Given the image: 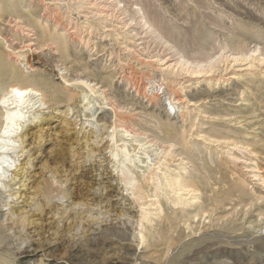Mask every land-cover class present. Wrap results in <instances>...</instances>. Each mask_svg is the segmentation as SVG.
Instances as JSON below:
<instances>
[{
    "label": "rangeland",
    "instance_id": "1",
    "mask_svg": "<svg viewBox=\"0 0 264 264\" xmlns=\"http://www.w3.org/2000/svg\"><path fill=\"white\" fill-rule=\"evenodd\" d=\"M123 1L130 6L128 0ZM35 2L31 9L37 18L49 16L50 11L45 7L51 3L49 9L58 11L62 26L66 25L75 43L70 44L71 56L63 60L62 53L52 50L51 45L40 50L32 39L35 36L24 34L27 16L17 18V14L7 12L5 20L0 21L2 36L9 43L5 46L6 42L0 38L1 58L26 67L28 74H32V66L38 67L37 73L46 70V77L55 84L58 94L53 95V88L46 89L51 105L45 113L47 119L42 128L34 124V130L38 129L31 144L35 161L29 166L26 182L35 183L39 192L34 201L37 206L23 204L27 201L20 195H8L15 191L11 188L7 193L1 189L0 264H264V61L260 60V51H251L264 44V40L253 35L258 30L264 34V0H142L141 6L152 28L134 26L135 21L125 26L132 12L126 16L109 8V0H92L106 4L101 8L116 15L100 21L105 15L93 17L86 8L79 12L73 6L74 1L71 9L64 7L60 11L54 7V0ZM71 14L75 16L72 22L68 19ZM88 17L94 21V30L75 33L71 28L74 21L86 24ZM50 18V24L56 21ZM240 34L243 41L246 39L243 49L253 54L250 58L234 61L231 57L217 62L210 72L192 76L184 71L180 75L177 71L166 73L168 66L161 65L167 61L174 63L181 54L192 56L193 61L202 60L204 65L213 62L221 54L236 51V44L242 41ZM227 43L231 44L227 47ZM18 53L26 55L25 63H21ZM88 64L99 73L90 77L96 82L100 80L121 120L124 118L127 126L139 130V139L152 140L155 145L152 148L157 152L171 144L162 141L166 132L158 129L161 120L170 119L179 133L182 125L185 131L189 130V135L184 132L185 137L196 145H191L190 155L181 144L173 142L171 150H175V156L168 155L167 160L171 172L183 171L190 183L184 190L178 186V192L188 198L198 196L191 208L178 205V193L170 185L163 187L167 190L163 194V188L152 182L145 184L140 170L136 169L143 187L135 190V194L121 180L117 161L111 154L114 109L101 104L107 108L99 112L96 103L89 112L85 111L82 93L79 91L70 102L69 93L75 92L74 87L68 92L60 86L61 72H66L69 79L76 75L84 77V67ZM56 65L68 66L69 72L59 70ZM14 82L17 79L9 74L2 80L4 86ZM162 83L160 90H153ZM152 93L158 98H153ZM186 107L192 113V121L187 119L182 124L180 113ZM91 113L92 116H87ZM104 121L107 125L111 121L108 131L101 125ZM188 122L192 123L191 128ZM121 123L117 122V129L123 131ZM26 155L16 157L18 165ZM152 160H157V156L153 155ZM182 164L189 172L182 170ZM197 211L198 215L193 216Z\"/></svg>",
    "mask_w": 264,
    "mask_h": 264
},
{
    "label": "bare ground",
    "instance_id": "2",
    "mask_svg": "<svg viewBox=\"0 0 264 264\" xmlns=\"http://www.w3.org/2000/svg\"><path fill=\"white\" fill-rule=\"evenodd\" d=\"M38 1V0H37ZM51 1V0H50ZM71 1H74V7L75 9H77V11H79V9L82 8H86L87 9V13L88 10H90L89 12L93 13L94 16L93 17H100L102 15H105L104 18L101 17L100 20L104 19L106 20L105 17L107 16H112L115 17L116 15L112 14H108L107 12H105V9H103L104 7H106V4L100 3V2H92V0H54L53 4L54 7L56 8V10H61L64 7L66 9H71L72 5H71ZM110 1V5L108 6L109 8L112 7L113 10L115 11H119L121 14H128V12H132L133 16L129 18V22L126 21L124 24L125 26L129 25H133V21L136 22V24L134 26H139L141 25L142 28L145 26H148L147 28H152V25L150 24V21L146 18L145 16V12H144V8L141 6V2L142 0H137V1H132V0H128L130 3V6L128 7V5H126V3L123 4V0H109ZM35 2V0H0V21L5 20L4 15L7 12L10 13H14L17 14V18H26V16L28 17V21L24 22L23 25L25 26L24 30L26 33L24 34H29V36H35L34 38H32L33 40L36 41L37 47L36 48H45L46 45L49 44V48L51 45L52 50H55L57 52L62 53L61 56L64 59L69 58L71 56V54L69 53V49H70V44H74V39L71 40L70 38L72 37L70 32H68V28L66 30V25L63 27L61 23V17L60 14L58 13V11H56L57 13L51 11L49 8L51 7V3L50 5H46L45 10L48 9L49 12V16H47V18H41V17H36L35 15H33V10L31 9L33 7V3ZM43 2V0H42ZM36 4V2H35ZM45 4V2H44ZM121 4H123L121 6ZM37 5V4H36ZM64 5V6H63ZM43 6V5H42ZM95 7L96 9L93 10ZM103 7V8H101ZM39 9V8H38ZM84 11V9H82ZM38 11V10H37ZM81 11V10H80ZM79 11V12H80ZM117 11V12H118ZM40 12V11H39ZM44 12V11H43ZM111 12V11H110ZM113 12V11H112ZM23 13V14H22ZM42 13V12H41ZM45 13V12H44ZM48 13V12H47ZM72 13V12H71ZM74 13V12H73ZM76 14H78L77 12H75ZM85 13V12H84ZM52 14H55V16H53ZM80 14V13H79ZM24 15V16H23ZM41 15V14H40ZM63 15V13L61 14ZM66 15V14H65ZM90 15V14H89ZM68 16V15H66ZM85 16V15H84ZM92 16V14L90 15ZM127 16V15H126ZM50 17H54L56 18L55 22L53 20V23L50 24ZM63 17V16H62ZM79 17V16H77ZM76 17V18H77ZM122 17V16H121ZM124 17V16H123ZM230 18V16H228ZM64 18V17H63ZM75 18V16H74ZM72 14L70 16V18H68L71 22L74 20ZM87 18V17H86ZM85 18V19H86ZM92 18V17H91ZM125 18V17H124ZM123 18V19H124ZM127 18V17H126ZM12 19V18H11ZM53 19V18H52ZM78 19V18H77ZM80 19V18H79ZM78 19V20H79ZM88 19H90L88 17ZM87 19V20H88ZM94 19V18H93ZM122 19V20H123ZM233 19V18H232ZM231 19V20H232ZM92 19L88 20L86 22V24H79L76 20L75 22V26H72L71 28L75 29V33H81L85 32L87 30V32H91L94 27L95 24H93V22L91 21ZM237 20V19H236ZM243 20V19H240ZM66 21V18H65ZM234 21V20H233ZM244 21V20H243ZM19 22V21H18ZM22 22V21H21ZM81 22V21H80ZM84 22V21H82ZM134 22V23H135ZM252 22V21H251ZM235 23V22H233ZM240 23V21H239ZM22 24V23H21ZM71 24V23H70ZM73 24V23H72ZM116 24V23H115ZM236 24V23H235ZM234 24V25H235ZM2 26V25H1ZM106 26V25H105ZM114 26V25H113ZM237 26V25H236ZM21 27V26H20ZM141 28V29H142ZM146 28V27H145ZM240 28V27H239ZM244 28V27H243ZM236 29V28H235ZM241 29V28H240ZM251 29V27H250ZM89 30V31H88ZM94 30V29H93ZM108 30V29H107ZM150 30V29H148ZM249 30V29H248ZM257 30V29H256ZM241 31V30H239ZM130 31H127L126 33L129 34ZM242 32V31H241ZM245 32V30H244ZM248 32V31H247ZM263 32V31H262ZM260 30H258L257 32H254L255 34H253L257 39L260 40H264V34L262 33ZM137 33V32H136ZM147 33V32H146ZM132 34V33H131ZM152 34V32H151ZM244 34V33H243ZM243 34H240L239 38H241L242 41H239L238 44H236V51L232 52L231 54L229 53V55L227 54H221L219 59H216L215 61H211L210 63L207 64H203L204 61L199 60V59H195L196 61L192 60V56H184L181 54V56L174 62V63H169L167 62H163L161 65H167V69L165 70L166 73H175L177 75H180L181 72L183 73L186 72L188 73L190 76L192 75H196L198 73H207L212 71L213 69L216 68V64H218L217 62H220L222 60H228L229 58L232 57V59L234 61H239L240 58H250L253 54H247V52L245 50L247 49H243L244 48V43L245 40L243 41ZM4 35V34H3ZM78 34H76L77 36ZM133 35V34H132ZM236 35V34H235ZM249 35L250 34H246ZM252 35V34H251ZM83 36V35H82ZM138 36V35H136ZM0 38H2L5 42L7 46L9 43H7L6 38H4L2 36V33L0 31ZM21 38V37H20ZM142 38V37H141ZM21 40V39H20ZM29 41V40H28ZM72 41V42H71ZM80 42L83 41V39L79 40ZM90 41V40H89ZM86 42V41H85ZM1 43V42H0ZM35 43V42H34ZM83 43V42H82ZM90 43V42H89ZM15 44V43H14ZM86 44V43H85ZM231 44V43H230ZM229 43H227V47L228 45H230ZM247 45V44H246ZM95 47V46H94ZM232 47V45H231ZM48 48V47H47ZM46 48V49H47ZM127 49H130L129 47H126ZM235 48V46H234ZM89 49V47H88ZM226 49V47H225ZM12 50V49H10ZM38 50V49H37ZM39 50V51H40ZM93 50V49H92ZM14 51V50H12ZM38 51V52H39ZM251 51L256 52V51H260L259 56L261 57V61H264V44L263 46L259 49V48H253L251 49ZM1 52V51H0ZM17 52V51H14ZM44 52V51H43ZM249 52V51H248ZM45 53V52H44ZM91 53V52H90ZM51 54V52H50ZM56 54V53H55ZM59 54V53H58ZM2 55H0V195H1V189H4L3 193H7L8 191H11L12 189L15 190L13 192H9L7 193L8 195H14V196H22L25 197L23 204L26 205H30L35 203V199H36V195L39 194V192H37L35 183H28L26 182L27 179V174H28V170H29V166H33L34 163V159L32 158V154H31V144L34 141L35 136H37V134L35 133L34 130V124L41 127L44 123L43 121H45L47 119V116L45 115L46 112H48L47 110H50L49 108L51 107V105H49V101H48V97H47V88L51 89H55L53 92L54 96H57V90L55 88V84L50 81L47 77H46V70L45 71H41L37 73L38 67H30V70L32 72V74H28V71H26V67L21 68L20 65H17L16 63H13L10 60H5L3 58H1ZM18 58L21 59V63H25L24 60H26V55L23 53H18L17 54ZM58 57V56H57ZM77 57V56H76ZM178 57V56H177ZM255 57V56H254ZM253 59H256L254 58ZM17 58V59H18ZM47 58V56H46ZM92 58V57H91ZM209 58V57H208ZM15 60V59H14ZM148 60V59H147ZM162 59H159V61ZM17 61V60H16ZM24 61V62H23ZM58 61V60H57ZM62 61V60H61ZM19 62V61H18ZM77 62V61H76ZM79 62V61H78ZM58 63V62H57ZM60 63V62H59ZM83 63V62H81ZM19 64V63H18ZM41 64V63H40ZM28 65V64H27ZM45 65V64H44ZM61 65V63H60ZM77 65V64H76ZM84 65V63L82 64ZM94 65V64H93ZM29 66V65H28ZM53 66V64H52ZM51 66V69H52ZM59 67V65H56ZM81 66V65H80ZM92 66V65H91ZM107 66V65H106ZM98 67V66H97ZM45 68V67H44ZM54 68V67H53ZM80 68V67H79ZM82 68V67H81ZM80 68V69H81ZM178 68V69H177ZM46 69V68H45ZM95 69V68H94ZM109 69V67H108ZM53 70V69H52ZM56 70V69H55ZM59 70H68V66H64V67H59ZM48 71V70H47ZM50 71V70H49ZM55 72V71H54ZM71 72V71H70ZM80 72V71H79ZM84 72L85 75L83 76H75L73 79H69L67 77V73H63L61 72V87H63L66 91L71 92L72 91V87H74L75 92H71L69 93V97H70V102H71V98L75 97L76 94H78V92L80 91L82 93V100L84 102V105L82 107H84L85 111L90 110L94 105H97L96 103H98V107L100 108L99 112H102L101 109H105L107 108L106 106H102L101 104H108L110 105L114 110V120H112L113 125H114V129L113 131H111L109 134L112 136V141H114L113 143V147H112V156L113 158H115V160L117 161V169L119 170V172H117L118 174L121 173L122 175V179L126 185H130L132 189V195L133 193L135 194V190L140 189V183H141V179L143 181H145L147 184V182H152L155 184V186H158L159 188H163L166 185H170L175 191L176 193H178V195L176 194L177 198L175 196L173 201L176 198V201L178 202V205H183V207H187V208H191V206L194 205V202H196V200L194 201V199H196L198 196L193 195L194 197H190L189 198L186 196L184 197L183 195H181L178 192V186H182L180 187L181 189H183L184 187H187V185L189 186L190 183H188L189 181L186 180V177L184 175V173H182L184 170L185 172H189L188 169L186 167L183 166V164L180 168V171H176L175 173L171 172V170H173L172 168H170L169 166V159L167 160V156L168 155H174V151H172L171 147H173L172 145L175 143L176 144H181L185 151H189L188 154L190 155V152H192V149L194 146V144H192L193 142L189 140L188 137H185V133L187 132L188 135L190 132H188L189 130L187 129V131H185L186 129L184 128V125H182V131L181 128V135H179L180 133L177 131V127L176 124L171 123L170 119H168L167 121H163V120H159L160 121V126L158 127V129H160L161 131H165V138L162 139L163 143L164 142H169L171 144H169V147L162 149L163 151H161V153H158L160 151H156V149L152 148L153 147V141H146L144 142V139L140 138L139 139V130L138 132L133 130L132 128H130L129 126H127L126 121H123V119L121 120V118L119 117L118 113H117V109H115L114 104H112L113 101H110V98L108 97L107 93L105 92V89L103 87V85H100L99 81L96 82L95 78L92 79V77H90L91 75L95 76V75H99L98 72L93 71V69L90 68V65H86L84 67ZM30 73V71H29ZM59 73V72H58ZM76 73V72H75ZM81 73V72H80ZM10 75V78H14L17 79L18 82H14L11 84H8L6 86H4L2 84V80L3 77L5 75ZM78 74V72H77ZM83 74V71H82ZM71 75V73H70ZM69 75V76H70ZM52 76V75H51ZM74 76V75H73ZM112 76V75H111ZM53 79V78H52ZM73 80V81H72ZM152 80V79H150ZM95 81V82H94ZM105 81V80H104ZM71 82L73 84H71ZM151 82V81H150ZM60 83V82H59ZM103 83V81H102ZM106 83V82H105ZM114 85V83H113ZM161 85L163 86L164 83L160 84L159 87H153V90L156 88L158 90H160ZM13 89H17L18 91H22L25 93V95L23 97H18L16 96L12 90ZM76 89L78 91H76ZM109 90V88H108ZM107 90V91H108ZM60 91V90H59ZM173 91V89H172ZM179 91V90H178ZM159 92V91H158ZM111 93V92H110ZM170 93V92H169ZM112 94V93H111ZM153 94V98L157 99L158 95H155V93ZM81 95V94H80ZM74 99V98H73ZM151 99V98H150ZM115 100V99H114ZM176 100H179V98H177ZM74 101V100H73ZM116 101V100H115ZM172 101V99H171ZM118 103V102H117ZM108 106V107H110ZM119 106V105H118ZM110 107V108H111ZM96 108V109H97ZM111 108V109H112ZM121 108V107H120ZM125 108V107H124ZM55 109V108H53ZM52 109V110H53ZM67 109V108H66ZM70 109V108H68ZM83 109V108H82ZM74 110V109H73ZM57 111V110H56ZM59 111V108H58ZM63 111V110H62ZM67 111V110H66ZM65 112V111H64ZM89 112V111H88ZM92 112V111H90ZM120 112V111H119ZM73 113V112H71ZM93 113V112H92ZM91 114H86L87 116H92ZM122 113V112H120ZM124 113V112H123ZM122 113V114H123ZM127 113V112H126ZM94 114V113H93ZM131 114V113H130ZM129 114V115H130ZM140 114V113H139ZM181 115V122L182 124L184 122H186L187 119L190 120V122L192 121V113L190 112V109L188 107L184 108V110H182V112L180 113ZM65 115V114H64ZM68 115V114H67ZM135 115V114H134ZM155 115V114H154ZM126 116V115H125ZM141 116V115H140ZM171 116V115H170ZM67 117V116H66ZM65 117V119H66ZM94 117V116H93ZM92 117V118H93ZM134 117V116H133ZM142 117V116H141ZM152 117V116H151ZM156 117V116H155ZM86 118V117H85ZM91 118V117H89ZM91 118V119H92ZM131 118V117H130ZM136 118V117H135ZM68 119V118H67ZM91 119H87V121H90ZM125 120V119H124ZM141 120V119H140ZM145 121H147L146 119H144ZM173 120V119H172ZM51 121V120H50ZM69 121V120H68ZM119 121L120 127H122V130L117 129L118 125L117 122ZM139 121V120H138ZM136 121V122H138ZM62 122V121H61ZM105 122V121H104ZM124 122V123H123ZM135 122V121H133ZM149 122V121H148ZM188 122V124H190V128L192 126V123ZM86 123V122H85ZM103 123V122H102ZM111 123V121H110ZM110 123L107 125V122H105L104 124H101L103 126H105L107 128V131L109 130V125ZM129 123V121H128ZM142 123V121H141ZM155 123V122H154ZM157 123V122H156ZM62 124V123H61ZM64 124V123H63ZM97 124V123H96ZM131 124V122H130ZM185 124V123H184ZM134 125V123L132 124ZM144 125V124H143ZM154 125V124H153ZM63 127H65L63 125ZM68 127V126H67ZM156 127V126H155ZM42 128V127H41ZM46 128V127H45ZM104 128V127H103ZM113 128V127H112ZM135 128V127H134ZM72 129V127H71ZM138 129V128H137ZM192 130V129H191ZM40 131V130H39ZM66 131V130H65ZM70 131V130H69ZM96 132V131H95ZM91 133V132H90ZM142 133V132H141ZM184 133V134H183ZM36 134V135H35ZM119 134V135H118ZM94 135V134H92ZM106 135H108L106 133ZM143 135V134H142ZM191 135V134H190ZM201 135V134H200ZM86 136V135H85ZM100 136V135H99ZM102 136V135H101ZM100 136V137H101ZM109 136V135H108ZM141 136V135H140ZM77 137H75L76 139ZM91 138V136H90ZM97 138V137H95ZM212 138V137H211ZM147 139V138H146ZM219 139V138H218ZM78 140V139H77ZM76 140V142H77ZM90 140V139H89ZM93 140V139H92ZM111 140V138H110ZM205 140V139H204ZM36 141V140H35ZM75 142V140H73ZM71 141V142H73ZM86 141V140H85ZM88 141V139H87ZM98 141V140H97ZM196 141V140H195ZM70 144H74L71 143ZM111 142V141H109ZM121 142V143H120ZM156 142V141H155ZM154 142V143H155ZM158 142V141H157ZM174 142V143H173ZM228 142V141H227ZM36 143V142H35ZM173 143V144H172ZM197 143V142H196ZM195 143V144H196ZM211 143V141H210ZM214 143V142H213ZM38 144V143H37ZM77 144V143H76ZM89 144V142H88ZM96 144V143H95ZM193 147H192V146ZM30 146V147H29ZM155 146V145H154ZM88 147V145H87ZM92 147V146H91ZM197 148V147H196ZM195 148V149H196ZM70 149V148H69ZM194 149V150H195ZM198 149V148H197ZM88 150V149H87ZM94 149L92 148V151ZM199 150V149H198ZM72 151V150H71ZM34 152V151H33ZM202 152V151H201ZM27 153L26 158H24L19 165L17 164V159L16 157H19L20 154H24ZM37 153V152H36ZM89 153V152H88ZM186 153V152H184ZM232 153V152H231ZM212 154V153H211ZM15 155V156H14ZM35 155V154H34ZM90 155V154H89ZM156 155L157 156V160L153 161L152 160V156ZM142 156H145V159H142ZM169 156V158L171 157ZM175 156V155H174ZM236 156V155H234ZM35 157V156H34ZM237 157V156H236ZM235 157V158H236ZM37 159V158H36ZM164 159V160H163ZM185 159V158H184ZM183 159V160H184ZM211 159V158H210ZM172 160V159H171ZM182 160V161H183ZM164 161V162H163ZM176 161V160H175ZM190 162H193V160H190ZM83 163V162H82ZM169 163V164H168ZM181 163V161H180ZM184 163V162H182ZM186 164V163H185ZM184 164V165H185ZM162 165H164V167H162ZM179 165V163H178ZM35 166V165H34ZM193 167V171L197 170L196 165H192ZM190 167V168H192ZM53 168V167H52ZM189 168V166H188ZM140 170L142 173L141 176L142 178L140 179L138 174H137V170ZM54 170V168L52 169ZM199 171V170H198ZM56 172H58V170H56ZM192 172V169H191ZM190 174V173H189ZM194 175V173H192ZM191 174V176H192ZM197 174V173H196ZM258 174V173H257ZM34 175V174H33ZM57 175V174H56ZM256 175V174H255ZM202 176V175H201ZM260 176V175H259ZM193 177V176H192ZM29 179V178H28ZM33 180V178H32ZM37 180V179H36ZM197 180V179H196ZM188 181V182H187ZM193 181V180H192ZM264 181V179L262 180ZM166 182V183H165ZM151 185H154L152 184ZM19 184V186H17ZM142 184V183H141ZM262 185H264L262 183ZM16 186V187H14ZM155 189H158V187H155ZM167 186V188H168ZM8 188H11V190H9ZM147 188V187H146ZM127 189V188H126ZM143 189V188H142ZM164 190L162 191H166L165 188H163ZM128 190V189H127ZM145 190V189H143ZM160 190V189H159ZM169 190V189H168ZM171 190V189H170ZM184 190V189H183ZM182 190V191H183ZM192 190V189H191ZM197 190V189H196ZM195 190V191H196ZM156 191V190H154ZM130 192V193H131ZM141 192V191H140ZM138 191V193H140ZM143 192V191H142ZM164 192H162L164 194ZM170 192V191H169ZM172 192V191H171ZM181 192V191H180ZM38 193V194H37ZM137 193V191H136ZM182 193V192H181ZM185 193V192H184ZM183 193V194H184ZM187 193V192H186ZM6 194V195H7ZM144 194V192H143ZM158 194V193H157ZM157 194H155L157 196ZM168 194V193H165ZM194 194V193H193ZM169 195V194H168ZM173 195V193H172ZM175 195V194H174ZM192 195V194H191ZM3 196V195H2ZM39 196V195H38ZM137 196V195H136ZM140 196V195H139ZM161 196V194H160ZM171 196V195H169ZM11 197V196H10ZM168 197V196H167ZM166 197V198H167ZM172 197V196H171ZM200 197V196H199ZM262 196H260L258 199H260ZM13 198V197H12ZM11 198V199H12ZM137 198V197H136ZM160 198V197H159ZM191 198V199H190ZM14 199V198H13ZM16 199V198H15ZM158 199V198H157ZM156 199V200H157ZM2 200V199H1ZM159 200V199H158ZM170 200V197H169ZM172 200V199H171ZM198 200V199H197ZM200 200V199H199ZM257 200V199H256ZM255 200V201H256ZM11 201V200H10ZM40 201V200H39ZM38 201V202H39ZM155 201V200H154ZM152 201V202H154ZM168 201V200H167ZM174 201L176 204L177 202ZM18 202V201H17ZM170 201H168L169 204ZM198 202V201H197ZM40 203V202H39ZM157 203V202H156ZM201 202H199L200 204ZM22 204V205H23ZM145 204V203H144ZM151 204V203H150ZM149 204V205H150ZM154 204V203H152ZM158 204V203H157ZM167 204V205H168ZM175 204V205H176ZM3 205V204H2ZM7 206L10 205V203L6 204ZM12 205V204H11ZM20 205V204H19ZM28 205V206H29ZM35 205L37 206V203H35ZM34 205V206H35ZM39 205V204H38ZM42 205V203H41ZM152 206V205H151ZM160 206V205H157ZM156 206V207H157ZM174 206V205H173ZM177 206V205H176ZM174 206V207H176ZM196 206V205H195ZM199 206V205H198ZM9 207V206H8ZM33 207V205H32ZM41 207V206H40ZM154 207V206H153ZM152 207V208H153ZM201 207V206H200ZM23 208V207H22ZM26 208V207H25ZM39 208V207H38ZM162 208V206H161ZM160 208V209H161ZM171 208V207H170ZM193 208V207H192ZM13 207H10V210H12ZM35 209V208H34ZM33 209V210H34ZM149 209V208H148ZM147 209V211H148ZM151 209V207H150ZM177 209V208H176ZM179 209V208H178ZM182 209V208H181ZM15 210V209H14ZM38 210V209H37ZM41 210V208H40ZM146 210V209H145ZM153 211V210H152ZM163 211V210H162ZM161 211V212H162ZM34 212V211H33ZM143 212H145L143 210ZM182 212V211H181ZM18 213V212H17ZM31 213V212H30ZM37 213V212H36ZM38 213L40 214V212L38 211ZM149 213V212H148ZM151 213V212H150ZM160 213V211H159ZM164 213V212H163ZM12 214V213H11ZM16 214V213H15ZM23 214V213H22ZM33 214V213H32ZM55 214V213H54ZM196 214V215H194ZM21 215V214H20ZM31 215V214H30ZM35 216V214H33ZM44 215V214H43ZM41 215V216H43ZM50 215V214H47ZM143 215V214H142ZM145 215V213H144ZM198 215V211L197 213H193V216H197ZM14 216V215H12ZM17 216V215H16ZM29 216V215H28ZM51 216V215H50ZM54 216V215H53ZM52 216V217H53ZM151 216V214H150ZM182 216V215H181ZM192 216V215H191ZM36 217V216H35ZM49 217V216H47ZM145 217V216H144ZM152 217V216H151ZM37 218V217H36ZM40 218V217H38ZM37 218V219H38ZM44 218V217H43ZM50 218V217H49ZM158 218V217H157ZM186 218V217H183ZM182 218V219H183ZM191 218V217H190ZM20 219V218H17ZM42 219V217L40 218ZM149 219V216H148ZM180 219V218H179ZM188 219V218H187ZM28 220V219H27ZM51 220V219H50ZM35 221V220H34ZM32 220V222H34ZM39 221V220H38ZM48 221V220H46ZM53 221V220H52ZM149 221V220H148ZM151 222H153L150 219ZM37 222V220H36ZM35 222V223H36ZM40 222V221H39ZM51 222V221H50ZM26 223V222H25ZM45 223V222H44ZM47 223V222H46ZM49 223V221H48ZM29 224V223H28ZM31 224V223H30ZM29 224V225H30ZM42 224V222H41ZM40 224V225H41ZM50 224V223H49ZM52 224V223H51ZM33 225V224H32ZM35 225V224H34ZM56 225V224H55ZM27 226V225H25ZM45 226V225H44ZM33 227V226H32ZM32 227H30L31 229H33ZM43 227V226H40ZM24 228V227H23ZM27 228V227H26ZM25 228V229H26ZM51 228V227H50ZM35 229V228H34ZM48 229V228H46ZM37 230V229H36ZM53 230V229H52ZM43 231V230H42ZM48 231V230H47ZM32 232V231H31ZM34 232V231H33ZM41 232V231H40ZM37 235V233H35ZM34 237V236H33ZM144 240V239H143ZM33 249V248H31ZM30 249V250H31ZM41 249V248H40ZM45 249V248H44ZM29 250V251H30ZM37 250V249H36ZM34 251V250H33ZM38 251V250H37ZM28 253V252H27ZM30 253V252H29ZM28 253V254H29ZM32 255V254H31ZM42 261V260H40Z\"/></svg>",
    "mask_w": 264,
    "mask_h": 264
},
{
    "label": "snow or ice",
    "instance_id": "3",
    "mask_svg": "<svg viewBox=\"0 0 264 264\" xmlns=\"http://www.w3.org/2000/svg\"><path fill=\"white\" fill-rule=\"evenodd\" d=\"M12 92L18 97H23L25 95L24 92L18 91L17 89H13Z\"/></svg>",
    "mask_w": 264,
    "mask_h": 264
}]
</instances>
